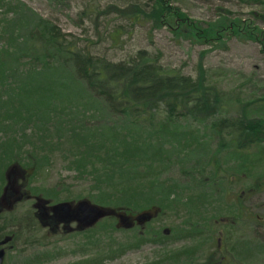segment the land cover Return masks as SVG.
Returning <instances> with one entry per match:
<instances>
[{
    "label": "trees",
    "instance_id": "16d2710c",
    "mask_svg": "<svg viewBox=\"0 0 264 264\" xmlns=\"http://www.w3.org/2000/svg\"><path fill=\"white\" fill-rule=\"evenodd\" d=\"M132 1H135L132 6L137 7L135 17L151 22L153 29L168 27L178 38L191 39L214 48L223 46V33L229 31V36L238 33V38H244V35L246 40L260 42L264 53V31L254 19L231 17V11L220 9L217 19L209 22L204 30L187 19L185 12L174 6L172 0H150V4L145 5L140 4L143 0ZM251 1L264 4V0ZM8 5L9 9L15 7L9 2ZM16 7L19 9L16 8L13 13L18 17L15 16L13 20L17 25L12 29H2L0 33V131L4 133H0L1 188L7 184V175L12 166L23 167L15 145L17 137H20L18 134H24L30 121L41 122L43 125L37 126L42 131L45 124L56 120L62 127L63 136L68 131H65L69 127L67 122L74 120L68 115L49 114L56 108L49 104V100L57 98L55 84L33 81L35 74L43 69H53L51 64L58 59L60 65L69 69L72 84L83 85L78 98L91 95L97 101L100 99L106 114L109 113L115 119L111 127L108 124L103 126L105 130L94 137L95 143H88L92 133L85 135V141L80 145L70 139L73 148H84L75 164L82 169L83 175L87 171H84L85 165L93 163L87 157H100L96 150L103 152V160L98 163V175L102 177L105 187H111V193L116 194V206L105 205L111 204L105 200L113 194L105 195L103 192L97 194L95 204L126 213H139L151 207L172 209L175 202L180 201L198 215L203 203L214 196L210 193L212 189L221 196L216 208V213L223 212L225 218L221 220L228 216L229 220L245 225L253 220L251 209L244 202L252 195L264 192V95L244 103L238 96L234 97L231 91H225L219 84L211 82L202 63L198 66V75L194 77L175 68L164 67L157 55L146 49L129 54L122 60L111 61L81 49L77 41L67 40L57 24L38 13L34 12V18L29 16L33 9L25 2L20 1ZM106 12L102 10L99 13ZM259 16L263 18L262 14ZM26 22L29 26L27 36L18 37L21 34L19 26ZM27 62L34 66L28 68ZM36 63H42L44 67L37 70ZM40 75L42 79L48 77L45 73ZM23 78H27L28 82L19 85L18 89L8 83L9 80ZM65 85L66 99L62 105L68 106L73 100V92L68 84ZM36 93L39 99L35 103H46L47 109L42 114L45 116L39 120L37 116L40 110L24 111L18 108L22 100H33L31 96ZM44 96L46 98L41 102ZM79 121L89 122V118L81 116ZM205 125L209 130L193 128H204ZM40 135L48 136L47 132ZM207 139L213 144L211 148ZM39 140L45 142L43 137ZM86 144L88 149H93L88 152ZM167 145L184 158L191 154L203 156L198 165L188 170L182 169L183 175L191 179L190 189L198 191L188 194L186 200L182 199L183 195L178 193L175 184L159 181L162 168L169 160ZM245 182V187L239 192L228 193V189L232 190L235 185ZM155 184L158 186L155 187ZM153 187L155 193L150 192ZM208 189L207 193L201 192ZM170 197L178 198L170 202ZM0 218L3 219L0 230L5 231L12 241L16 236V233L12 235L11 232L15 220L11 221L12 218L8 216ZM109 225L115 228L114 223L110 222ZM173 231L176 233V230ZM156 235L163 236L160 232ZM115 243L111 244L109 250L105 249L107 254H104L103 259L121 256L134 247L131 243H118L117 246Z\"/></svg>",
    "mask_w": 264,
    "mask_h": 264
},
{
    "label": "rangeland",
    "instance_id": "374dc122",
    "mask_svg": "<svg viewBox=\"0 0 264 264\" xmlns=\"http://www.w3.org/2000/svg\"><path fill=\"white\" fill-rule=\"evenodd\" d=\"M20 1L25 2L33 9V13H30L29 16L34 18L35 12L57 24L67 40L77 41L78 47L89 50L95 55L106 57L111 61H118L140 49H146L151 54L157 55L164 67L175 68L186 75L196 77L198 66L202 63L211 82L219 84L225 91H231L234 97L238 96L244 103L264 95L262 46L260 42L246 40L244 35H242L244 38H238V33L229 36L231 33L228 34L229 31H226L223 33V46L220 48L219 46L214 48L209 44H200L191 39L178 38L168 27L153 29L151 22H146L140 17L136 18L137 7L132 6L135 2L132 0H0V33L3 31L2 29H12L17 25V22L13 20L16 16L13 12L18 8L16 6ZM8 2L14 4L12 6L15 7L9 9ZM140 4H150V0H143ZM172 4L182 9L187 19L193 24L197 23L204 30L207 29L209 22L217 19L220 9H227L231 11V17L241 16L245 19H254L264 31V20L259 16L260 14L264 15V4L256 1L172 0ZM102 10L107 12L99 13ZM30 21L32 22L33 19ZM19 29H21L19 32L21 34L17 32L14 35L26 37L28 34L26 31L29 30L27 22L19 26ZM43 65L36 63V69L44 67ZM51 65L54 66L53 69H43L40 73L35 74L36 77L33 81L34 83L50 81L55 84L54 91L57 98L49 100V104L56 108L49 114L68 115L74 120L67 122L69 127L65 131H68L63 136H61V133H64L62 127L56 120L45 124L42 131L38 130L37 126L43 125L41 122L30 121L23 131L24 134H18L20 137H17L15 150L20 152V159L24 163L23 167L18 165L11 167L7 175L8 183L2 188L0 187V211L11 210L13 207V213L9 217L12 218L11 221L15 220L11 232L12 235L16 233V236L12 241H6L8 236L4 233L5 231L0 230V264H26L31 262L35 255L49 254L53 256L61 252L65 257L62 256L48 264H159L157 261H161L165 255L157 248L147 249L144 252L143 250L140 252L125 251L121 256L116 255V258L103 259L104 254H107L105 249L109 250L114 241L117 242L115 243L117 246L118 243L131 242L130 238L134 237L129 230L121 227L117 218H112V221L109 222L105 219L86 232L62 237L57 235L58 237L49 239H46L47 233L50 231L49 225H39L31 218L30 211L36 210L34 205L39 199L41 207L46 203L54 205L61 202L88 201L89 199L92 204H95L94 199L97 194L101 192L105 195L113 194L111 187H105L101 181L102 177L100 178L98 175L100 172L98 163L103 160L102 150H96L101 155L100 157L96 155L87 157V160H92L93 163L85 165L84 171H87L83 175L82 169L76 167L75 164L78 156H81L80 151H84L82 150L84 148L75 149L71 143L75 141L78 145L82 144L85 141V135L90 133L93 135L89 138L88 143L89 145L95 143L93 139L99 132L105 130L103 126L108 124L111 127L115 119L108 112V115L106 114L100 99L97 101L91 95L87 98H78V92L82 91L83 85L72 84L73 82L69 78V69L60 65L58 59H55ZM33 66L28 64L27 67ZM42 73L47 74L49 80L42 79L40 75ZM26 79H12L8 83H12V88L18 89L19 85L28 82ZM65 84H68L73 92V100L71 99L68 106L62 105L66 99ZM79 95H83V93H79ZM31 97L33 100L28 99L29 102L26 99L22 100V105L20 104L21 106L18 108L24 111L25 109L40 110L37 116V120H39L45 116L42 114L47 110L46 103H35L39 99L37 93ZM45 98L46 96L40 99L41 102ZM33 103L43 107L38 108ZM81 116L89 118V122H80ZM193 128L209 130L206 125L204 128L203 126H193ZM17 129L21 131L20 128ZM44 132H47L48 136L40 135ZM0 133L3 131L1 130ZM42 137L45 142L39 140ZM207 143L211 148L213 144L209 143V139H207ZM85 149L90 151L93 148L88 149V144H86ZM166 150L169 160L164 169L162 168L159 181H165L168 185L175 184L178 193L183 195L182 199L186 200L188 194H196L198 191L190 189L189 181L191 179L189 176L183 175L182 169L188 170L192 166L198 165L203 156L191 154L184 158L169 145L166 146ZM245 184L246 182L235 185L232 190L228 189V193L231 195L233 192H239L245 187ZM157 186L158 184H155V187ZM150 192L155 193L156 189L153 187ZM201 192L207 193L209 189ZM210 193L214 196L203 203V209L198 215L180 201L175 202L179 204H175L172 209L163 210L157 207L148 209L156 223L152 226L147 224L148 235L154 236L153 232L161 226L176 230V233L186 227L189 228L187 230H191L192 228L185 223L192 222L197 224L193 231L207 230V225L210 229L211 222L225 218L223 212L216 213L218 200L221 196L215 194L212 189H210ZM173 198L177 199L178 197L168 199L173 202ZM116 199V194H113L105 200L111 204L105 205L114 206ZM42 201L46 203H42ZM244 203L251 209L253 215V220L246 225V237L254 242L253 246L249 245L250 250H248L254 255L251 264H264V192L252 195ZM226 218L228 219V216ZM2 222L3 219L0 218V225ZM110 222L115 224V228H110ZM172 236L175 235L172 234ZM37 237L40 238L41 243L34 240ZM177 246L173 245V251ZM212 257L218 258V254L215 253Z\"/></svg>",
    "mask_w": 264,
    "mask_h": 264
},
{
    "label": "flooded vegetation",
    "instance_id": "af4514ba",
    "mask_svg": "<svg viewBox=\"0 0 264 264\" xmlns=\"http://www.w3.org/2000/svg\"><path fill=\"white\" fill-rule=\"evenodd\" d=\"M38 202L34 205L36 210L34 212L30 211V215L39 225H49L50 231L47 233L46 239L58 237L57 235L62 237L86 232L107 218H117L122 226L119 223L117 224L134 235L130 238L131 242H129L134 244V247L126 251L140 252L143 250L144 252L147 249L157 248L165 255L164 258H161V261H157L159 264H251L253 260L252 256L254 255L249 253L248 250L254 245V242L248 240L246 225L239 221L229 219L214 221L209 224L210 229L207 227V230L202 232L200 230H181L174 233L170 228L161 226L158 228L159 231L153 232V237L148 235L147 232V224L156 225L153 221L154 216L150 211L119 214V212L113 210V213L97 217L96 210L91 207L87 210L78 202H61L50 205L42 201V203L47 204L42 205V207L39 205L41 204L40 199ZM5 213L9 217L13 213V207L11 210L0 211V216ZM258 218L260 217L258 216ZM185 224L194 229L197 226L193 222ZM158 232L162 233L163 236H157ZM185 232H188V235L183 236ZM197 233H200V235L197 236ZM172 234L175 236H172ZM195 234L196 236H194ZM6 239V241L11 240V237ZM34 240L41 243L38 237ZM173 245H178L175 251H173ZM215 253L218 254V258L212 257ZM62 256L65 257L63 252L53 256L38 254L31 262L26 264H48L62 258Z\"/></svg>",
    "mask_w": 264,
    "mask_h": 264
},
{
    "label": "water",
    "instance_id": "95a60500",
    "mask_svg": "<svg viewBox=\"0 0 264 264\" xmlns=\"http://www.w3.org/2000/svg\"><path fill=\"white\" fill-rule=\"evenodd\" d=\"M264 20V18H263ZM67 204V203H66ZM79 205H81L82 207H85L87 210L90 209V207L93 210H96L97 213V217H103L107 214L113 213V210L110 208H104L95 204H91L89 201H81L79 202Z\"/></svg>",
    "mask_w": 264,
    "mask_h": 264
}]
</instances>
